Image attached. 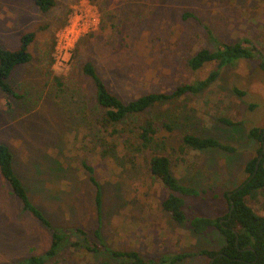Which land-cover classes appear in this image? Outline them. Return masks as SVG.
Instances as JSON below:
<instances>
[{"label":"rangeland","instance_id":"1","mask_svg":"<svg viewBox=\"0 0 264 264\" xmlns=\"http://www.w3.org/2000/svg\"><path fill=\"white\" fill-rule=\"evenodd\" d=\"M55 1L42 12L33 0H0V47L16 49L24 33L36 34L31 61L17 66L9 79L20 97L0 89V143L12 151L31 200L68 235L46 264L122 261L114 249L136 250L147 264H209L201 251L220 249L223 235L213 227L198 233L162 208L169 190L150 172L148 157L155 151L166 154L175 176L199 190L186 198L190 225L228 212L225 193L246 179L245 163L256 155L258 144L248 132L264 127V69L259 65L264 60V0ZM89 3L98 11V27L85 34L67 66L54 59L49 75V51L62 23ZM222 43H240L254 57L223 66L217 80L198 94L156 105L149 113L159 127L155 145H139V150L135 138L126 143L102 127L94 84L82 69L85 62L92 61L111 91L129 101L205 79L218 63L194 70L189 59L202 47L216 50ZM221 117L239 124L229 126ZM136 119L126 131L140 123ZM166 122L173 130L164 128ZM188 132L215 137L236 151L191 149L183 143ZM105 143L112 147L107 155ZM85 164L94 166L101 185L100 221L96 187ZM248 204L264 215V189L252 193ZM99 224L106 243L100 251L88 250L77 231L67 232L83 228L91 241H98L94 231ZM51 244V230L23 210L0 171V264L44 255ZM187 253L192 255L182 261L170 259Z\"/></svg>","mask_w":264,"mask_h":264},{"label":"trees","instance_id":"2","mask_svg":"<svg viewBox=\"0 0 264 264\" xmlns=\"http://www.w3.org/2000/svg\"><path fill=\"white\" fill-rule=\"evenodd\" d=\"M37 8L42 12L50 11L55 5V0H33ZM67 19L62 23L63 28L67 25ZM88 35L81 37L74 49V56L78 54L79 45L86 40ZM36 38L34 31L24 33L19 39V46L16 49H7L0 47V89L15 96L20 95L15 91V87L9 79L14 69L31 61V45ZM55 41L52 43L49 51V66L47 73L53 75L52 65L54 58L51 52L55 49ZM252 51L245 48L240 43L229 44L222 43L216 50L202 47L195 52L189 59V65L192 69L198 70L205 63L216 61L217 68L202 80L185 83L178 86L171 92H151L142 94L139 97L124 101L120 96L113 93L106 81L99 74L97 67L92 61L83 64V72L92 81L95 87V96L98 107L102 110L100 122L102 127L111 137L125 138L126 143L136 139L139 150L149 148L155 145L158 140L159 127L150 111L159 103L173 101L181 96L189 94H198L211 84H213L220 75L221 68L239 58H253ZM264 69V60L259 62ZM57 84L62 85L59 76L54 75ZM240 94L242 91L235 89ZM137 117L141 118L140 123L135 128L126 131V126L137 122ZM136 119V120H135ZM221 121L234 126L239 123L227 117H221ZM241 123V122H240ZM164 128L173 130L169 123L163 124ZM126 135V136H123ZM248 136L257 144L256 155L250 158L244 167L247 174L246 179L237 187L225 193L228 200L229 210L223 217L196 219L190 225L186 211V198L199 193V190L191 185L183 184L173 173L171 159L158 151L153 152L148 157V165L152 175L158 179L168 190L167 197L161 202L162 208L167 211L171 217L178 223L187 221L188 226L192 225L195 230L203 231L207 227L217 228L224 237V245L218 250L204 249L202 254L206 255L210 261L209 264H264V215H261L248 204V199L252 193L264 189V127H254L249 130ZM183 143L187 147L195 150H206L210 148L221 149L229 152H235V146L222 142L212 136H201L196 133L188 132L183 136ZM141 147H140V146ZM104 155L111 152L112 147L105 143ZM262 156L259 167L256 170V164L259 157ZM13 154L10 148L0 143V171L3 177L10 184L14 194L21 201L24 211L30 212L35 218L39 219L47 228L51 230L52 244L43 255H32L17 264H46L48 258L54 257L59 249L64 245L67 237L66 230H60L53 227L49 219L43 214L40 208L31 200L22 179L17 175L14 164ZM89 173V178L96 187L95 202L98 211L99 221L102 215V189L96 176L94 166L85 164ZM245 184V185H244ZM244 185V186H242ZM232 192L231 197L229 193ZM234 204L232 213L230 208ZM231 215V217H230ZM230 217V218H229ZM203 226V228H201ZM101 224L94 231L98 241H91L88 232L83 228L69 229L77 231L86 241V248L90 251H100L106 247L101 232ZM194 230V231H195ZM66 237V238H65ZM113 254L122 259L120 262L103 261L96 264H127L128 261L134 264H147L146 260L136 250L114 249ZM192 254H178L171 256L172 262H179L191 256ZM165 259H163L164 262Z\"/></svg>","mask_w":264,"mask_h":264},{"label":"built area","instance_id":"3","mask_svg":"<svg viewBox=\"0 0 264 264\" xmlns=\"http://www.w3.org/2000/svg\"><path fill=\"white\" fill-rule=\"evenodd\" d=\"M89 4L76 9L70 15L67 25L58 32L54 52L56 65L67 66L80 38L98 27V11L94 5Z\"/></svg>","mask_w":264,"mask_h":264},{"label":"water","instance_id":"4","mask_svg":"<svg viewBox=\"0 0 264 264\" xmlns=\"http://www.w3.org/2000/svg\"><path fill=\"white\" fill-rule=\"evenodd\" d=\"M263 150H264V149H263ZM261 158H262V156H260L259 159H258V161H257V164H256V170H257L258 167H259V162H260ZM244 185H245V184H244ZM244 185H242V186H244ZM231 195H232V192L229 193V197H231ZM233 207H234V204H233V202H232V205H231V208H230V214L232 213ZM230 217H231V215H230ZM230 217H229V218H230Z\"/></svg>","mask_w":264,"mask_h":264}]
</instances>
